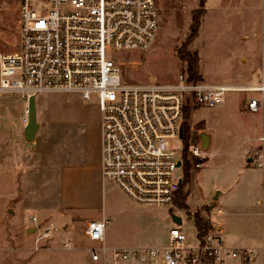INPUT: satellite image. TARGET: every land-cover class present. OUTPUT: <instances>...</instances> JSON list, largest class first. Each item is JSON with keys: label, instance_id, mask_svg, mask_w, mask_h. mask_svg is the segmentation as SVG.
Listing matches in <instances>:
<instances>
[{"label": "rangeland", "instance_id": "rangeland-1", "mask_svg": "<svg viewBox=\"0 0 264 264\" xmlns=\"http://www.w3.org/2000/svg\"><path fill=\"white\" fill-rule=\"evenodd\" d=\"M200 2L156 0L155 43L147 51L119 57L126 82L168 84L185 74L178 50L190 34L193 12L203 9L199 36L188 48L199 56L203 80L212 85L247 84L261 58L264 0ZM20 27V0H0V53L20 49ZM252 97L258 94L230 92L218 107L191 109L189 125L199 137L193 144L203 133L211 141L205 165L192 172L189 167L186 211L177 204L137 205L115 182L104 181L101 171L105 186L85 184L88 175L96 174L95 156L85 160V153H92L87 138H96L100 131L95 98L87 102L69 94L37 96L41 128L36 141L29 143L24 139L28 100L17 93L0 94V264H100L91 259L90 249L97 244L87 238L86 227L103 217L109 224L108 247L167 248L175 228L196 242L197 212L210 221L213 231L222 226L219 234L227 247L253 250L256 261L246 264H264V173L255 161L247 162L251 148L261 143L247 142L238 133L254 120L262 122L261 112L248 109ZM82 167L81 176L76 170ZM218 208L227 215L217 217ZM173 215L182 218V225L173 222ZM47 232L51 236L46 238Z\"/></svg>", "mask_w": 264, "mask_h": 264}, {"label": "built area", "instance_id": "built-area-1", "mask_svg": "<svg viewBox=\"0 0 264 264\" xmlns=\"http://www.w3.org/2000/svg\"><path fill=\"white\" fill-rule=\"evenodd\" d=\"M20 18V49L0 53V94L17 93L27 100L56 94L87 102L95 98L100 110L101 176L115 182L137 205L171 208L190 168L192 172L205 165L208 156L201 141L187 145L184 139L187 108H215L228 93L245 92L258 94L250 98L248 109L264 111V82L212 85L191 81L185 74L168 84L125 81L120 55L147 51L156 41V0H20ZM254 161L264 171V156ZM216 215L224 217L226 212L218 208ZM108 226L101 218L86 227L87 238L97 244L90 249L91 259L100 264L256 261L253 250L227 247L217 230L192 242L172 229L167 248H110Z\"/></svg>", "mask_w": 264, "mask_h": 264}, {"label": "crops", "instance_id": "crops-1", "mask_svg": "<svg viewBox=\"0 0 264 264\" xmlns=\"http://www.w3.org/2000/svg\"><path fill=\"white\" fill-rule=\"evenodd\" d=\"M261 58H260V62L258 64H255L254 67H252L251 69V75L248 77L247 84L246 85H242V86H254L259 84L260 82H264V10H263V17H262V33H261ZM243 63H245L246 65H248L250 63V61H248L247 58H242ZM228 86H232V85H228ZM262 114V122L258 123L257 121H252V123L250 124H246L245 128L242 129L240 131H238L239 135L241 138H245L247 142H255L258 141L261 143V145H257L251 148V150L255 149L256 150V155H263L264 156V142H261V138L264 136V111H260ZM258 112V113H260ZM253 113V112H252ZM98 135L95 138H87V143L89 145V148L92 146V153L88 154V151L85 153V160L88 161V159H90L91 157H93V155L95 156V165H93V168L96 171L95 177H90L88 174L89 173H85L88 175L89 177V182H85V184L87 186H105V182L103 180L100 179V166H101V128L100 131L98 130ZM260 133V135H259ZM257 135H259V137H257ZM211 141V139H210ZM251 152V151H250ZM249 152V154H250ZM249 156V155H248ZM85 171V168H79L78 170H76V172H81ZM264 173V171H263ZM83 175V173L81 174V176ZM80 176V177H81ZM263 202H264V186H263ZM264 209V206H263ZM227 215V214H226ZM104 218V217H103ZM221 218V217H220ZM101 219V218H98ZM217 231H219V233H221L222 226L218 225L216 228ZM110 248H140L139 245H113V246H109ZM240 249L243 250H251L249 248V246H243V247H239Z\"/></svg>", "mask_w": 264, "mask_h": 264}, {"label": "trees", "instance_id": "trees-1", "mask_svg": "<svg viewBox=\"0 0 264 264\" xmlns=\"http://www.w3.org/2000/svg\"><path fill=\"white\" fill-rule=\"evenodd\" d=\"M205 0H201L200 4L201 6H204ZM192 24L190 26V34L185 41V43L180 47L178 50L179 59L186 64V71L185 74L188 76L189 80L194 82H200L203 80V76L200 73L199 69V56L197 53L188 51L189 46L191 43L198 38L200 28L202 25V17L204 16L203 9L195 10L192 14ZM191 109L187 108L185 110L184 115V124H183V130H184V139L186 144L188 145L189 142H194L199 140V137H197L196 134L192 132V128L189 125V118H190ZM190 165L187 166L189 169ZM189 179L187 178L186 182L181 188V191L179 192L178 199L176 200V204L183 210L189 211L190 207L188 204H186V200L188 199L189 195L186 194V187L189 184ZM197 230H198V237L200 239H203L210 231H213V228L210 224V221L208 219H205L201 216L200 212H197L193 216ZM216 229V228H215Z\"/></svg>", "mask_w": 264, "mask_h": 264}, {"label": "water", "instance_id": "water-1", "mask_svg": "<svg viewBox=\"0 0 264 264\" xmlns=\"http://www.w3.org/2000/svg\"><path fill=\"white\" fill-rule=\"evenodd\" d=\"M41 128L40 123L38 122V117H37V106H36V97L31 96L28 99V108H27V121H26V126L24 129V139L26 142L29 143H34L36 141L37 134ZM201 139V147L205 151L209 148L210 146V136L206 133H203L200 135ZM255 155H256V150L253 149L251 150L247 162L252 163L255 160ZM215 208V204L209 207V210H213ZM172 220L176 225H182L183 221L182 218L173 215ZM39 228H33V229H27V233L31 231H36Z\"/></svg>", "mask_w": 264, "mask_h": 264}]
</instances>
